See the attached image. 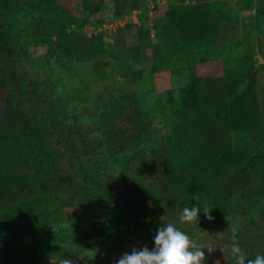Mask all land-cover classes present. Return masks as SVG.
Returning a JSON list of instances; mask_svg holds the SVG:
<instances>
[{"label":"trees","instance_id":"1","mask_svg":"<svg viewBox=\"0 0 264 264\" xmlns=\"http://www.w3.org/2000/svg\"><path fill=\"white\" fill-rule=\"evenodd\" d=\"M38 1L24 0L21 5L16 0H0V246L4 236L11 241L7 248L0 247V262L37 264L45 251L43 244L53 234L51 227H63L72 217L91 211L100 225L116 217L133 222L149 245L161 226L172 224L190 236L191 230L204 232L220 227L245 208L250 211L249 220L256 224L253 215L264 211V159L230 146L225 139L231 130L239 147L246 146L242 122L230 109L231 88L210 80L211 91L203 89L197 119L178 116L169 136L149 154L146 149L151 141L140 136L142 124L134 109L128 102L116 103L109 113L112 119H106L110 122L105 127L104 142L123 150V174L110 180L102 168V145L90 140L88 131L78 124L71 126L70 114H58L56 108L60 105L52 104L21 67L31 45H47L50 51L81 58L98 53L105 39L102 35H53L46 28L40 29L50 9L48 5L39 6ZM238 3L242 11L253 8L252 2ZM225 5L212 4L214 12L209 13L205 33H201L197 44L181 34L170 39L168 48H155L154 57L161 66L191 68L211 60L220 45L215 38L217 24L233 20L231 11L223 10ZM175 9L168 12L170 19L178 14ZM21 11L28 14L31 29L26 33L32 34L29 41L23 42L15 40L14 34L20 30L9 24ZM120 14L117 11L115 17ZM87 22L80 27L83 29ZM102 22L94 21L96 25ZM52 36L56 41L51 40ZM211 92L216 97L212 106L205 102ZM254 145L264 148V122ZM111 202L114 211L107 212ZM193 206L201 208L199 220L182 223L179 217L183 209ZM86 224L71 229L70 236L88 235L91 224ZM21 237L29 239L23 248ZM229 240L231 247L235 244L241 248L246 261L257 254L264 256V233L258 236L242 231ZM51 248L45 252L58 256L61 262L76 259ZM228 251L227 259L220 264H236L230 247ZM108 258L94 262L107 264ZM84 263L81 258L78 264Z\"/></svg>","mask_w":264,"mask_h":264},{"label":"rangeland","instance_id":"2","mask_svg":"<svg viewBox=\"0 0 264 264\" xmlns=\"http://www.w3.org/2000/svg\"><path fill=\"white\" fill-rule=\"evenodd\" d=\"M16 1L23 5L24 0ZM246 1L253 3L251 10H240L238 0H142L137 4L133 0H39V6L48 5L50 9L46 24L39 27L53 35L64 33L79 37L84 34L89 38L85 30L87 23L97 26L94 21L132 19L134 12L141 14L134 16V22L106 35L94 56L69 57L61 51H50L47 45L35 44L27 47L21 67L29 80L49 96L52 104L60 105L56 108L58 114H70L71 126L78 124L88 131L86 136L90 140L95 139L102 145V168L110 180L123 174L120 159L124 155L123 150L104 142L105 127L110 122L106 119H112L111 108L116 103L130 104L142 124L140 136L151 141L150 148L146 149L149 154L169 136L178 116L197 119V105L203 89L211 91L210 80L221 81L226 88H231L230 109L237 121L242 122L246 136L243 148L239 147L231 130L226 141L263 160L264 148L255 147L254 137L264 122V0ZM215 2L225 3L223 10H230L234 21L217 24L215 38L220 45L214 57L188 69L162 67L154 57V49L168 48L170 39L181 34L188 36L191 44H197L201 33H205ZM152 5L149 15L147 7ZM173 9L178 14L170 19L168 12ZM117 11L121 12L120 17H115ZM86 21L82 29L80 26ZM9 24L20 30L14 34L15 40H30L32 34L26 33L31 29L26 11H21ZM51 40L56 41L55 36ZM215 100L213 92L205 97V102L211 106ZM110 211H114V202L107 205V212ZM76 216L63 227L50 228L53 234L43 244L45 251H52L50 247L54 246V251L82 258L84 264H95L98 258L114 254L112 262L115 264L122 254L134 248L154 246L153 240L149 245L133 222H123L116 217L100 225L93 211ZM250 217L249 209L245 208L216 229L189 231L190 239L204 251V264H220L227 259L230 236L240 235L242 231L258 236L264 233V211L253 215L256 224ZM85 221L91 224L88 235L71 237V229L87 226ZM8 240L4 236L0 247L7 248L11 244ZM19 243L23 248L29 243L28 237H21ZM45 251L40 253L37 264L64 263Z\"/></svg>","mask_w":264,"mask_h":264},{"label":"clouds","instance_id":"3","mask_svg":"<svg viewBox=\"0 0 264 264\" xmlns=\"http://www.w3.org/2000/svg\"><path fill=\"white\" fill-rule=\"evenodd\" d=\"M200 212L201 208L185 207L179 219L182 223H190L199 220ZM153 245L151 249L134 248L130 253L122 254L115 264H204V251L185 232L172 224L158 228L153 237ZM231 255L236 264H264V256L260 254L246 261L241 248L235 244L231 247ZM65 264H71V261H65Z\"/></svg>","mask_w":264,"mask_h":264},{"label":"built area","instance_id":"4","mask_svg":"<svg viewBox=\"0 0 264 264\" xmlns=\"http://www.w3.org/2000/svg\"><path fill=\"white\" fill-rule=\"evenodd\" d=\"M148 11H149V15H151V12L153 10V5L152 6H148L147 7ZM134 16L136 17V15H140L141 13H137L134 12L133 13ZM132 17V19L128 18V17H124L122 19H117V20H109V21H103L100 25H88L87 27H85V30L88 31L87 32V36L89 38L91 37H95L98 35H102L103 37H106V35H111L113 34L112 32H116L119 28H123L125 27L129 22L131 21H135V17Z\"/></svg>","mask_w":264,"mask_h":264},{"label":"crops","instance_id":"5","mask_svg":"<svg viewBox=\"0 0 264 264\" xmlns=\"http://www.w3.org/2000/svg\"><path fill=\"white\" fill-rule=\"evenodd\" d=\"M113 257H114V254L109 256L107 264H113V262H112ZM79 262H80V258H76L74 261H71V264H78ZM54 264H56V263H54ZM61 264H65V262L61 263Z\"/></svg>","mask_w":264,"mask_h":264}]
</instances>
